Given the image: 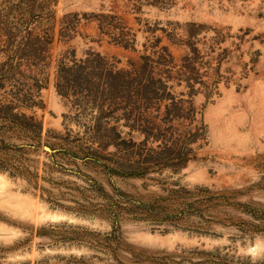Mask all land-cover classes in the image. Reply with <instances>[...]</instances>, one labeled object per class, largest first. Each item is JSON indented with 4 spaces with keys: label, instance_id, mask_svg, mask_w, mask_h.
<instances>
[{
    "label": "rangeland",
    "instance_id": "obj_1",
    "mask_svg": "<svg viewBox=\"0 0 264 264\" xmlns=\"http://www.w3.org/2000/svg\"><path fill=\"white\" fill-rule=\"evenodd\" d=\"M41 4L53 15L48 67L22 61L16 68L19 60L7 61L11 53L0 54V66L15 67L7 85L33 86L36 105L25 113L42 126L37 145L9 139L7 145L14 147L4 152L6 168L0 160V264H264V235L246 227L207 225L193 216L158 222L126 212L112 217L80 210L104 203L103 196L84 191L91 181L108 196L116 188L132 203L169 191L207 189L233 191L236 204L264 208V0H0V28L24 35L25 23L32 21L29 30L37 36L34 16ZM107 15L116 16L134 35L133 49L100 35L97 19ZM67 27L70 39L61 40L58 34ZM155 39L177 63L189 53L188 46L195 48L199 73L210 77L202 81L218 83L209 94L202 91L192 98L179 95L187 91L183 85L172 90L177 99L191 101L195 120H174L172 133L165 134L167 147L161 139L143 145L142 135H128L119 127L116 143L124 140L130 147L131 139L132 153L123 156L112 145L101 153L115 169L136 170L148 159L153 171L141 177L108 176L89 163L53 156L59 139L83 137L93 116L89 110L78 115L80 110L54 88L60 57L74 51L79 58L91 51L127 67L137 63L142 45ZM181 149L194 153L182 167ZM207 214L252 221L239 208Z\"/></svg>",
    "mask_w": 264,
    "mask_h": 264
},
{
    "label": "trees",
    "instance_id": "obj_2",
    "mask_svg": "<svg viewBox=\"0 0 264 264\" xmlns=\"http://www.w3.org/2000/svg\"><path fill=\"white\" fill-rule=\"evenodd\" d=\"M46 8L45 4L37 6L38 14L34 16L37 19V36H33L29 30L32 21L24 22V35H19L21 32H13L6 27L0 28V54L11 53L7 61H12L13 58L19 60L16 68L22 61L42 69L48 67L54 29L51 26L53 15L46 13ZM97 25L100 35L109 38L110 42L124 49H133L134 35L116 16H99ZM149 31L154 32L150 29ZM70 32L71 29L67 27L59 32L58 36L61 40L67 41L70 39ZM169 40L178 42L172 38ZM142 48L137 63H129L127 67H121L119 61L114 58H106L91 51L79 58L74 51L65 52L60 57L55 70L54 88L59 95L71 100L73 108L80 110L78 115L89 110L93 116L92 123H89L86 130L89 136L85 134L81 138L70 140L67 135L59 139L60 143L53 149L57 150L52 152L53 156L61 155L73 161L89 163L97 171L108 176L119 174L141 177L153 171L147 165L148 159L140 161L136 170L130 167L115 169L109 164L110 159L101 153L110 145L123 156L132 153L129 151L134 146L131 139L130 147L124 140L116 143L121 138L119 127L128 129V135L132 133L142 135L143 145L151 140L157 142L161 139L164 147H167L170 141L165 134L172 133L174 120H185L189 123L195 120L191 101L177 99L172 90L183 85L187 91L179 92V95L192 98L202 91L209 94L218 81L214 83L202 81L203 76H209L207 72L202 75L199 73L201 64L198 51L191 46H188L189 53L181 58L180 63L175 61L166 46L160 45V39H155L149 46L145 43ZM207 66L209 68L210 63H207ZM15 67L6 62L0 66V160L4 168L7 167L4 152L11 147L7 145V140L12 138L24 140L25 145L31 147L39 143L42 132L41 123L35 116L25 113V110L36 105L31 93L33 86L23 83H18L19 87L7 85L10 84V78H13L11 71ZM6 86H11V89L5 90ZM36 88L40 89L41 86L37 85ZM157 120L160 125L155 124ZM194 140L195 138L184 145L187 146ZM88 143L97 144L98 148L93 150L90 146L85 147ZM193 157L194 153L190 149L183 151L181 149L177 157L180 161L179 166H184ZM142 164L145 166L142 167ZM84 191L94 197L104 198V203H88L86 207L81 206L80 210L85 212L112 217H118L121 212H126L141 220L150 219L158 222L193 216L203 220L207 225L231 226L239 230L246 227L251 233L264 235V208L256 209L248 205L236 204L234 198L237 193L229 190L195 189L189 192L181 189L169 191L167 196L151 198V201L145 203L140 201L132 203L113 187V196L116 197L114 199L113 196L105 194L100 185L94 181H91L89 188ZM122 204L125 206L123 207ZM229 208H239L244 214L251 216L252 221H235L230 217L221 218L207 214L212 210ZM112 239H115V235ZM117 243L119 244V240ZM225 262L219 260L213 264H227Z\"/></svg>",
    "mask_w": 264,
    "mask_h": 264
},
{
    "label": "water",
    "instance_id": "obj_3",
    "mask_svg": "<svg viewBox=\"0 0 264 264\" xmlns=\"http://www.w3.org/2000/svg\"><path fill=\"white\" fill-rule=\"evenodd\" d=\"M46 150H48L47 148H45Z\"/></svg>",
    "mask_w": 264,
    "mask_h": 264
}]
</instances>
